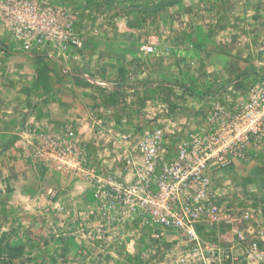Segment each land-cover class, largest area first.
<instances>
[{"label":"rangeland","instance_id":"obj_1","mask_svg":"<svg viewBox=\"0 0 264 264\" xmlns=\"http://www.w3.org/2000/svg\"><path fill=\"white\" fill-rule=\"evenodd\" d=\"M51 1L73 14L83 42L68 61H45L48 94L32 89L36 57L0 22V41L9 48L0 49V150L17 138L0 155V264H177L185 255L180 234L155 239L140 217L124 220L120 211L104 210L94 196L96 180L45 170L30 145L48 130H75L91 168L109 179L119 174L110 146L118 134L168 121L186 130L198 126L228 86L264 81V0H184L154 14L131 7L163 0H114L118 7L106 0ZM144 45L154 53L141 52ZM96 118L109 131L100 132ZM255 154L251 163L215 175L239 229L264 226V145ZM248 209L255 219L242 225ZM226 231L203 236L229 249L237 238ZM8 244L22 245L24 254L7 260Z\"/></svg>","mask_w":264,"mask_h":264},{"label":"built area","instance_id":"obj_2","mask_svg":"<svg viewBox=\"0 0 264 264\" xmlns=\"http://www.w3.org/2000/svg\"><path fill=\"white\" fill-rule=\"evenodd\" d=\"M72 15L51 0H0V22L13 40L24 53L46 61L61 57L68 61L67 54L81 46L82 34ZM140 50L146 55L155 51L146 45ZM65 71L71 73L70 68ZM96 119L100 132L109 131L102 119ZM77 136L71 129L41 133L31 142L33 157L49 171L96 180L94 196L104 210L120 211L124 220L140 217L152 230V238L180 234L185 255L177 264H241L242 259L245 264H264V226L239 229L237 217L222 203L224 196L215 185V175L251 163L264 145V81L243 89L228 86L222 101L214 102L193 129L168 121L113 137L112 162L119 174L111 172L109 179L96 166L91 168ZM253 213V209L241 213L242 225L251 224ZM213 228L218 233L227 229L223 236L237 239L229 240V249L209 241L203 234ZM237 247L241 252L234 251Z\"/></svg>","mask_w":264,"mask_h":264},{"label":"trees","instance_id":"obj_3","mask_svg":"<svg viewBox=\"0 0 264 264\" xmlns=\"http://www.w3.org/2000/svg\"><path fill=\"white\" fill-rule=\"evenodd\" d=\"M184 0H163L159 3L156 4H152V5H133L131 8L132 9H136L139 10L145 14H154L160 11L165 10L168 7H172L174 5H177L181 2H183ZM107 4H109L110 6L115 5L116 7L119 6V3L114 1V0H106ZM0 49L7 53L9 52L8 50V46L5 45L3 42L0 41ZM45 58H41V57H36V62H37V76H36V80L34 81L33 85H32V89L34 91H39V92H46V94H48L47 92L50 91V87H51V70L50 67L48 65L47 62H45ZM252 75L251 73H248L247 76ZM77 81H79L81 84L84 85H88L89 83L87 81V79L84 78H80L77 77L76 78ZM246 88L247 86L244 85V83H237L236 88L240 89V88ZM120 85L119 87H117V90L115 92H113V94H111L112 96V102L115 104L117 103V100L119 98L120 95ZM111 107H113V105H111ZM17 141V138H14V140L12 141L11 145H14ZM9 145H6V147H4V150H7L8 147H10ZM4 150H0V155L2 154V152ZM44 169L46 170L47 168L44 167ZM264 170V168L262 169ZM213 230H215V228H213ZM198 233L200 235H202V229L200 227H198L197 229ZM205 238V236H204ZM213 238V237H212ZM2 254V251L0 252ZM3 254L6 255V259L7 260H12V259H16L18 257H21L24 254V247L22 245L19 246H10V244H8V246L6 247L5 250H3ZM2 261V260H1Z\"/></svg>","mask_w":264,"mask_h":264}]
</instances>
